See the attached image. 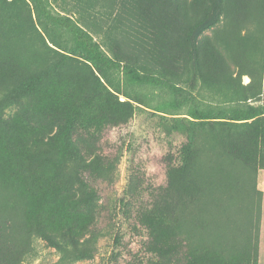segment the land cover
Instances as JSON below:
<instances>
[{
  "label": "rangeland",
  "instance_id": "374dc122",
  "mask_svg": "<svg viewBox=\"0 0 264 264\" xmlns=\"http://www.w3.org/2000/svg\"><path fill=\"white\" fill-rule=\"evenodd\" d=\"M152 1L160 6L159 22L166 23L172 22V14H187L197 21L203 16L209 0ZM227 13L198 36L202 72L208 77L230 81L234 86L249 84L254 95L252 103L262 104L264 0H229ZM107 22L109 20L103 21L104 24ZM249 28L257 39L244 41L243 35ZM181 29L179 22L173 23L172 30H164L157 24L155 30L159 31L149 36L152 42L164 46L167 66L178 71L182 70L179 63L187 49ZM221 39L232 46L237 60L228 56L221 46ZM148 94H151L150 90ZM78 97L75 85L51 86L35 94L31 107H15L8 114L13 119L11 129L15 128V133L6 132L0 137V191L5 195L0 201V215L5 216L14 204H21L22 223L19 232L10 239L13 250L7 249L5 256L0 253V264H19L23 250L20 235L27 229L34 230L37 222L58 233L71 227L72 234L80 239L94 235L95 227L101 228L103 232L95 243L93 257L75 264H103L106 260L111 264H139V259L145 255L139 249L143 239L132 229L136 228L140 213L162 225L161 243L165 248H174L165 254L167 264H205L210 256L215 264H226L200 247L206 242L202 235L211 232L221 214L205 187L193 177L194 173L211 176L225 159L213 149L199 151L196 159L181 154L182 145L187 141L189 122L176 119H189L188 116L159 112L150 118L140 102L119 95L120 101L131 103L134 114L128 124L116 126L107 115V109H113L118 115L123 112L115 97L97 101L94 108L83 109L78 108ZM73 117L79 119L78 128L70 125ZM134 125L137 131L132 138L128 131ZM252 131L254 140L244 146L247 157L224 168L235 180L247 229L246 253L242 261L233 258L234 264H255L262 217L261 196L256 193L255 184L259 185L264 168L254 174L251 167L253 162H256L255 169L264 163V120L253 126ZM254 152L256 157L250 156ZM118 153L121 154L120 161L114 164L112 160ZM195 161L198 165L193 170L190 166ZM187 163V167L180 170ZM132 174L136 178L128 198L127 214H116L114 204L122 193L125 194V179ZM179 174L189 179L183 196L177 183ZM11 190L18 191L22 201L17 194L8 196ZM91 192L100 208L91 206L90 202H80ZM120 224L123 230L117 243L114 238ZM34 235V251L23 263L57 261L58 252L39 234ZM4 240L9 241L3 231L0 232L2 251ZM147 259L145 262L153 264Z\"/></svg>",
  "mask_w": 264,
  "mask_h": 264
},
{
  "label": "trees",
  "instance_id": "16d2710c",
  "mask_svg": "<svg viewBox=\"0 0 264 264\" xmlns=\"http://www.w3.org/2000/svg\"><path fill=\"white\" fill-rule=\"evenodd\" d=\"M227 1L209 0L197 21L187 14H172V22L164 23L159 22L160 6L152 0L145 4L140 0H0V137L6 132L15 133V128L11 129L13 119L8 115L12 108L27 109L32 106L35 94L58 85H75L79 109L94 108L97 101L115 97L123 112L118 115L113 109H107V115L116 126L128 124L134 114L131 103L120 101L119 95L140 102L150 118L159 112L187 115L189 119H176L189 122L181 154L196 159L199 151L213 149L225 159L211 176L193 174L221 214L211 232L202 235L206 242L200 247L226 264H234L233 258L242 261L247 229L235 180L224 168L247 157L244 146L254 140L252 127L264 120V103H252L254 95L249 84L234 86L230 81L205 76L198 49V36L217 24L222 16H227ZM104 20L109 22L104 24ZM175 22L182 24L180 33L187 43L186 56L179 63L181 71L167 66L164 46L149 39L159 31L155 30L157 24L164 30H172ZM243 39L256 40L257 36L249 28ZM220 43L228 56L237 60L232 46L225 39ZM70 125L78 128L79 119L73 117ZM136 131L134 125L128 134L133 138ZM120 155H115L112 163L120 161ZM250 156L256 157L255 152ZM197 165L195 161L190 167L196 170ZM252 165L254 174L264 168V163L257 169L256 162ZM135 178L132 174L125 179V194L120 195L113 207L116 214H127ZM177 183L183 196L189 179L179 174ZM255 191L261 196L262 212V191L256 184ZM93 193L80 202H90L91 206L100 208L94 202ZM14 194L22 201L18 191L7 193ZM4 196L0 191V201ZM21 209V204L16 203L5 216L0 215L3 218H0V232L4 231L9 240L1 242L4 249L0 253L4 256L7 249L13 248L9 245L10 239L19 232ZM136 221L137 226L132 230L143 239L139 249L145 254L139 264H149L145 262L147 258L153 264H167L165 254L174 248H165L161 243L162 225L145 213H140ZM260 226L261 221L255 264H258ZM121 229L120 224L114 238L117 243L121 240ZM93 230L94 235L80 239L72 234L71 227L58 233L37 222L34 230L27 229L20 235L23 250L18 263L24 264L34 251L35 233L59 254L57 261L48 264H75L91 258L103 232L98 227ZM212 258L205 264H215ZM178 260L181 262V257ZM103 264L111 263L106 260Z\"/></svg>",
  "mask_w": 264,
  "mask_h": 264
},
{
  "label": "crops",
  "instance_id": "0c3cea01",
  "mask_svg": "<svg viewBox=\"0 0 264 264\" xmlns=\"http://www.w3.org/2000/svg\"><path fill=\"white\" fill-rule=\"evenodd\" d=\"M258 188L262 191V217L259 238L258 264H264V176L259 177Z\"/></svg>",
  "mask_w": 264,
  "mask_h": 264
}]
</instances>
